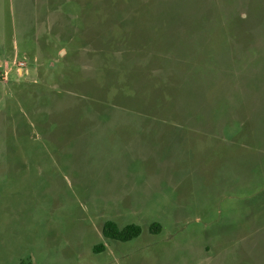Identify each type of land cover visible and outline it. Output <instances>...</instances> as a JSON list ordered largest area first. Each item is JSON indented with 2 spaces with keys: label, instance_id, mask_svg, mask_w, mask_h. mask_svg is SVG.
<instances>
[{
  "label": "rangeland",
  "instance_id": "obj_1",
  "mask_svg": "<svg viewBox=\"0 0 264 264\" xmlns=\"http://www.w3.org/2000/svg\"><path fill=\"white\" fill-rule=\"evenodd\" d=\"M263 12L0 0V264H264Z\"/></svg>",
  "mask_w": 264,
  "mask_h": 264
},
{
  "label": "trees",
  "instance_id": "obj_2",
  "mask_svg": "<svg viewBox=\"0 0 264 264\" xmlns=\"http://www.w3.org/2000/svg\"><path fill=\"white\" fill-rule=\"evenodd\" d=\"M235 15L234 16H231L230 18L227 17L226 22H223V23L220 22L222 24H219V25H221V26L222 25L224 26V25H227V24H230L231 25L234 21H235L236 24H238V23H241V22H244L245 21L246 12L245 13L238 12ZM225 18L226 17H224V19ZM157 19H158L157 17H154V21H156L158 23ZM203 20L204 21H208L207 13L206 14L204 13ZM159 28L162 29V33H164V30H166V28L165 29L164 28H161V27H159ZM206 28H208V31H210V27H206ZM208 31L205 32V33H208ZM227 37H223V39L220 40V43H221L220 47H222V48H220V49L217 48L216 49L215 57L218 56L217 55L218 52L221 53V51H223L225 49L224 48L225 46H223V43L224 42L228 43L226 41ZM252 38L253 39H252V42L251 43H256V42H259V41H264V12L261 15L260 24L258 25L257 28L253 29V31H252ZM229 43L234 44L235 42H229ZM236 44L238 45L239 43H235V45ZM254 46H255L254 44H252V45L249 44V46L247 48H244V49H241L240 48V50L242 52V54L240 56H243L244 54H246V52H249L248 49L249 48H252ZM226 51L229 52V53H231L232 55L234 54V50H233V52L232 51L230 52V50L227 48ZM211 58L212 57L210 56L209 59H211ZM209 59L204 62V65H208L209 66V63L212 61V60L209 61ZM211 67L212 66L210 65L209 66V69H211ZM208 71H210V70H208ZM151 228L153 229V231H158V229H159V227L157 225L151 226ZM140 232H141V230H140L139 226L134 225V224L126 225L123 228H118L117 225L114 222H112V221H106L101 226V234H102V236L104 238L111 239V240H116V241H122V242L131 240L132 238L137 237L140 234ZM99 250H100V247H96L95 248V251H99ZM17 264H30V262H28V261H21V262H18Z\"/></svg>",
  "mask_w": 264,
  "mask_h": 264
},
{
  "label": "crops",
  "instance_id": "obj_3",
  "mask_svg": "<svg viewBox=\"0 0 264 264\" xmlns=\"http://www.w3.org/2000/svg\"><path fill=\"white\" fill-rule=\"evenodd\" d=\"M18 72L21 74L22 73V70H21V68H18Z\"/></svg>",
  "mask_w": 264,
  "mask_h": 264
},
{
  "label": "built area",
  "instance_id": "obj_4",
  "mask_svg": "<svg viewBox=\"0 0 264 264\" xmlns=\"http://www.w3.org/2000/svg\"><path fill=\"white\" fill-rule=\"evenodd\" d=\"M20 65V64H19ZM21 66V65H20Z\"/></svg>",
  "mask_w": 264,
  "mask_h": 264
}]
</instances>
